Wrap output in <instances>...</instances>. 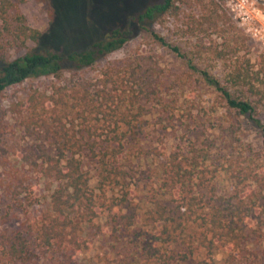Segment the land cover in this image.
<instances>
[{
    "label": "trees",
    "instance_id": "trees-1",
    "mask_svg": "<svg viewBox=\"0 0 264 264\" xmlns=\"http://www.w3.org/2000/svg\"><path fill=\"white\" fill-rule=\"evenodd\" d=\"M222 1L151 0L125 24L85 45L82 44L85 36L81 35L66 41L62 39L66 42L62 45L63 51L58 49L61 43L56 42L42 51L7 60L4 57L6 48L22 45L28 40L38 43L41 34L29 29L19 13L12 21L9 16L11 2L0 0V96L5 89L31 78L60 79L65 70L91 67L97 60L123 48L139 33L149 43L176 55L188 70L198 75L204 87L219 95L221 108L251 118L260 126L264 156V127L254 117L258 109L264 112V54L258 57L257 70L240 55L247 47V39L235 26ZM189 6L198 16L186 17V21L178 25L177 32L180 39L193 37L198 40L191 50L181 43H169L165 35L155 32L152 27L158 24L167 28L169 19L173 23L180 22L184 8ZM205 25L221 38L218 48L204 46L202 37L198 36L205 32ZM75 40H79V44ZM210 54H213L212 61L225 65V83L209 69L200 68ZM91 87L84 78H77L70 79L66 86L55 88L58 98L51 96L47 100L53 103L49 113L43 114L37 111L36 104H29L31 112L21 125L34 138L39 151L40 164L33 161L31 165L48 184L50 202L48 208H43L32 201V216L23 224L27 232L19 229L12 236L1 237L0 261L5 264H30L36 258L26 234H34L39 247L63 252L68 260L88 249L82 234L84 226L102 216L103 206L96 200L89 171L81 159L85 145L90 158L97 161L99 186H121L125 179L126 172L118 164L123 142L128 137L141 139L145 131L139 120L144 115L134 114L130 108L141 110L144 106L138 103L137 95L119 93L114 86L107 90L106 83L95 92ZM65 96H68L67 100H64ZM71 111L73 116L68 120ZM78 120L82 127L79 131L91 141L83 143L80 140L83 136L77 138L72 132L74 122ZM124 126L127 130L120 131ZM102 136L111 143L96 150V139ZM115 144L117 147L113 146ZM209 149L192 145L184 152L177 148L160 164L156 188L151 196L153 209L146 212L155 234L140 232L141 228L137 231V235H150V239L141 248L140 258L136 256L138 250L134 252L136 264L260 263L262 249L257 248V241L251 242V234L255 232L249 222L259 218L264 225V218H261L264 215V168L253 164L243 151L237 152L235 159L226 156V170L230 171L234 183L228 196L215 194L212 179L205 176L207 162L211 159ZM0 151H3L1 147ZM156 154L160 156V153ZM23 158L27 160L28 157ZM216 171L217 166H213L210 173ZM9 190L14 193V202L21 205L19 193L15 188ZM114 206L120 204H111L110 208ZM133 225L132 215L114 214L110 235L116 241ZM131 238L135 242L136 236ZM219 251L225 255L224 261L216 260Z\"/></svg>",
    "mask_w": 264,
    "mask_h": 264
},
{
    "label": "rangeland",
    "instance_id": "rangeland-1",
    "mask_svg": "<svg viewBox=\"0 0 264 264\" xmlns=\"http://www.w3.org/2000/svg\"><path fill=\"white\" fill-rule=\"evenodd\" d=\"M9 1L12 4L9 11L12 21L15 14L19 13L25 20L24 24L29 29L37 30L41 36L38 43L28 40L22 45L6 48L4 57L7 60L42 51L56 42L61 43L58 49L63 51L62 45L66 43L63 40L81 35L85 36L82 41L85 45L97 36H106L112 29L125 24L151 0ZM249 2L264 7V0ZM222 4L232 18L226 1L223 0ZM193 14L198 16L195 9L189 6L184 8L180 22L173 23L169 19L167 28L158 24L152 27L155 32L165 35L169 43H181L187 50H191L198 40L193 37L180 39L177 29L178 25L186 21V17ZM233 22L247 39V47L240 55L245 56L254 70H257L258 57L264 54V48ZM203 28L205 32L198 33V36L202 37L204 46L218 48L221 38L206 25ZM75 41L77 44L80 42ZM210 55L201 63L200 68L209 69L221 83H225V65L212 61L213 54ZM77 78L89 82L92 92L106 83L107 90L114 86L119 93L137 95L138 103L144 108H130V111L144 115L139 120L145 131L141 139L131 140L128 137L123 142L118 164L126 175L121 186H99L101 179L96 171L97 161L90 158L85 145L81 159L84 168L89 171L90 186L96 194V200L103 206L102 216L84 226L82 234L89 247L68 260L63 252L39 247L35 235L26 234L29 246L36 254L30 264H136L134 252L138 250L136 256L140 258L143 254L141 248L150 239V235H137V231L141 228L140 232L155 234V231H151L153 225L147 219L146 212L153 209L151 196L156 188L160 164L177 148L184 152H188L192 145L210 148L211 159L207 162L205 176L212 179L215 194L228 196L234 183L230 171L226 170V156L235 159L237 152L243 151L253 160V164L264 168L260 126L251 118L221 108L219 95L204 87L199 76L188 70L176 55L149 43L142 34L137 33L123 48L97 60L91 67L65 70L60 79L31 78L21 85L5 89L1 94L0 147L3 151H0V242L2 236H12L19 229L27 232L23 224L32 216V201L33 204H41L43 208H48L50 202L48 184L40 179L31 165L33 161L40 164L39 151L35 147L34 138L26 133L21 121L30 114V103L36 104L37 111L49 113L53 103L47 100L51 96L58 98L55 88L66 86L70 79ZM67 99L68 96H65L64 100ZM257 112L254 117L264 127V112L261 108ZM72 116L73 112H68V120ZM81 129L80 120L75 121L72 132L76 133L77 138L83 136L80 139L83 143L91 141L85 133L79 131ZM119 130L126 131L127 127H120ZM105 140V136L96 139V150L111 143ZM113 146L117 147V144ZM23 157L28 158L26 160ZM213 166H217L214 174L210 173ZM10 187L19 193L17 197L21 205L14 202V193L9 190ZM262 203L264 206V199ZM111 204L120 206L111 209ZM114 214L132 215L134 218L133 227L128 228L116 241L110 235ZM249 226L255 232L251 234V242L257 241V248L262 249L259 264H264V225L259 218H253ZM134 236L135 242L131 238ZM215 258L224 261L225 255L219 251ZM4 262L0 261V264Z\"/></svg>",
    "mask_w": 264,
    "mask_h": 264
},
{
    "label": "built area",
    "instance_id": "built-area-1",
    "mask_svg": "<svg viewBox=\"0 0 264 264\" xmlns=\"http://www.w3.org/2000/svg\"><path fill=\"white\" fill-rule=\"evenodd\" d=\"M233 20L264 48V7H257L249 0H225Z\"/></svg>",
    "mask_w": 264,
    "mask_h": 264
}]
</instances>
